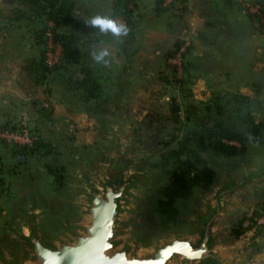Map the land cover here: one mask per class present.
I'll return each mask as SVG.
<instances>
[{"label":"rangeland","instance_id":"rangeland-1","mask_svg":"<svg viewBox=\"0 0 264 264\" xmlns=\"http://www.w3.org/2000/svg\"><path fill=\"white\" fill-rule=\"evenodd\" d=\"M70 1L74 4L71 19L62 21L57 32H74L84 57L79 65L53 71L42 81H37L29 75L28 67L32 66L31 60L39 61L45 50L42 37L45 23L43 19H28V15L32 14L28 6L0 0V127L15 123L20 113L25 112L29 129L35 137L30 148L21 149L0 140V243L7 241L5 226L15 221V210L26 202V193L31 189L35 190L51 217L68 210L56 197L65 170L59 164L62 151L67 149L92 156L101 149L103 117L99 108L110 103L116 79L121 73H125L129 84L125 99L131 132H140L148 140L141 159L149 166L171 174L167 183L140 203L150 227H168L176 221L175 205L173 220H165L159 207L164 200V191L161 190L171 183L174 171L182 173L189 163L195 164V158L187 156L188 150L198 154L204 160L203 165L209 169L206 156L214 153L210 147L201 150L197 144L204 136L208 122H218L224 127L233 126L239 132L251 129V121L262 123L261 129L264 127V31L260 29L258 20L244 13L236 2L227 0L257 23L253 48L259 55L256 57L255 52L249 63L251 68L259 61L263 63V67L257 69L258 74L253 76L246 68L239 69L236 60L229 76L217 74L213 68V74L205 72L211 67L212 60L189 57L187 51L191 44L186 38L189 45L183 59L184 75L178 83L168 58L185 38L179 39L169 54L166 52L159 58L151 56L145 41L136 33L142 28L140 16L147 10L145 0H131L134 24L128 27L127 36L120 38L101 33L85 23L96 15L112 17L114 0ZM250 1L259 3L264 11V0ZM164 2L163 7L167 8L170 3ZM148 10L157 12L158 16L161 12L154 0L152 9ZM114 19L123 21L119 17ZM103 48L110 52L106 58L109 61L107 66L97 63L91 55L92 51ZM85 66L93 69L100 83L99 97L89 100L71 80L73 76L82 77L79 67ZM7 81L17 83L20 88L17 94L4 90ZM214 101H217L220 113L215 107L204 110ZM53 102L61 105L57 113ZM204 141L207 144L210 140L205 138ZM248 147L247 141L239 143L233 157L239 159L247 153ZM201 167L197 165L190 176ZM211 181L212 178L205 185H193L185 197L179 198H190L194 186L207 187ZM260 211L264 212V202L249 204L236 222L228 224L229 234L233 237L231 251L240 255L255 248L253 264H264V229L257 230L252 224L253 217ZM240 223L244 230L233 234V228H238Z\"/></svg>","mask_w":264,"mask_h":264},{"label":"water","instance_id":"water-1","mask_svg":"<svg viewBox=\"0 0 264 264\" xmlns=\"http://www.w3.org/2000/svg\"><path fill=\"white\" fill-rule=\"evenodd\" d=\"M128 93L121 73L110 103L99 108L101 149L92 156L62 151L65 170L56 197L68 210L51 217L29 190L15 221L5 226L0 264H253L255 248L231 251L228 224L247 205L264 202V127L248 136V151L239 159L208 154L210 185L177 198L175 223L153 228L140 203L171 174L142 161L148 140L131 132Z\"/></svg>","mask_w":264,"mask_h":264},{"label":"crops","instance_id":"crops-1","mask_svg":"<svg viewBox=\"0 0 264 264\" xmlns=\"http://www.w3.org/2000/svg\"><path fill=\"white\" fill-rule=\"evenodd\" d=\"M145 1L148 6L145 14L140 16L142 28L136 33L145 41L154 58L162 57L166 52L169 54L173 45L184 37L189 39L191 44L187 51L189 57L212 60L211 67L205 72L213 74V68L217 74L229 76L234 67V60L238 62L239 69L246 68L253 76L258 74L257 69L263 67L260 61L252 65V68L249 63L256 52L253 46L257 37V23L243 15L244 13L231 2L165 0V4H170L158 16L157 12L148 10L152 9L153 0ZM258 55L257 53L256 57ZM7 83L5 91L16 94L19 92L17 83ZM53 106L57 113L61 105L53 102Z\"/></svg>","mask_w":264,"mask_h":264},{"label":"trees","instance_id":"trees-1","mask_svg":"<svg viewBox=\"0 0 264 264\" xmlns=\"http://www.w3.org/2000/svg\"><path fill=\"white\" fill-rule=\"evenodd\" d=\"M11 3L17 2L20 5H26L31 9L32 14L28 15V19H43L44 28H42V37L44 38L43 44L46 42L45 32L49 28L47 26L48 22H52L51 32L53 39L56 43H59L62 48V54L59 62L55 64L52 68L48 69L44 63V52L39 61H30L28 67L29 75L37 81H42L46 76L53 72L64 70L70 65H79L81 58L84 57V53L77 44V36L74 32L70 34H58L57 27L62 21H69L73 12L74 4L70 0H10ZM164 0H154V4L159 11H165L166 8L163 7ZM131 0H114L112 5V17H119L123 20V23L127 27H132L133 22V10L130 8ZM158 11V12H159ZM32 63V64H31ZM82 77L75 78L71 77L72 83H74L78 88L81 89L83 96L86 99H93L99 97L100 93V83L95 75L93 69L89 66L79 67ZM212 107H215L218 113H220V108L217 101L211 102L210 106H205L204 110L209 111ZM208 122L204 128V136L197 142L201 147V150H205L206 147H210L214 155L218 157H233L236 155L238 148L229 141H237L239 143H244L247 141L248 136L255 137L259 134L261 130L262 123L255 124L253 121L252 128L247 129L244 132H239L233 128V126L224 127L218 122ZM205 138L210 141L206 144ZM188 150L187 156L195 158V164L188 165V168L184 171H174L171 183L163 188L164 200L159 203V207L165 217V220H173L175 214L174 202L176 198L185 197L187 191L193 185H205L212 178V171H210L204 164V160L199 157L198 154ZM179 155V154H177ZM180 156H178L179 158ZM189 160V159H188ZM182 163V161H180ZM197 165H202V167L197 170L196 173L191 177L190 174L197 167ZM252 218V217H251ZM244 230L242 223L238 224V228H233V234L237 235Z\"/></svg>","mask_w":264,"mask_h":264},{"label":"built area","instance_id":"built-area-1","mask_svg":"<svg viewBox=\"0 0 264 264\" xmlns=\"http://www.w3.org/2000/svg\"><path fill=\"white\" fill-rule=\"evenodd\" d=\"M173 1V0H170ZM236 2L244 13L248 14L251 18L258 20L260 24V29L264 31V11L259 3L251 2L250 0H229ZM49 28L45 32V50H44V63L48 69L52 68L57 64L61 58L62 48L59 43H56L53 39L51 32L52 22H48ZM189 43L187 39L176 48L175 52L168 58V63L171 69L174 71L178 83L183 80L184 69H183V59L186 54V50ZM0 140L5 144L14 146L16 148H30L34 143L35 137L28 126V116L25 112H21L15 123L7 124L5 127H0ZM238 148L239 142L229 141ZM252 224H254L257 230L264 229V212L260 211L252 219Z\"/></svg>","mask_w":264,"mask_h":264},{"label":"clouds","instance_id":"clouds-1","mask_svg":"<svg viewBox=\"0 0 264 264\" xmlns=\"http://www.w3.org/2000/svg\"><path fill=\"white\" fill-rule=\"evenodd\" d=\"M85 23L91 28L98 29L101 33H110L116 38L127 36L129 32L126 24L120 23L116 19L106 15H96L90 20L85 21ZM91 55L97 63H102L105 66L108 65L109 61L106 58L110 55V52L107 48L100 49L99 51L94 50Z\"/></svg>","mask_w":264,"mask_h":264},{"label":"snow or ice","instance_id":"snow-or-ice-1","mask_svg":"<svg viewBox=\"0 0 264 264\" xmlns=\"http://www.w3.org/2000/svg\"><path fill=\"white\" fill-rule=\"evenodd\" d=\"M196 255H198V253Z\"/></svg>","mask_w":264,"mask_h":264}]
</instances>
